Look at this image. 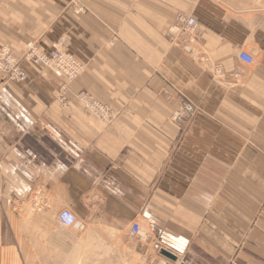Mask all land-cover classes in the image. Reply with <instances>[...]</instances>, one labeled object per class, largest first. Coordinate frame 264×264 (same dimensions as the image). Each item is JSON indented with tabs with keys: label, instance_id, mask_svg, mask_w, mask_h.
Wrapping results in <instances>:
<instances>
[{
	"label": "crops",
	"instance_id": "1",
	"mask_svg": "<svg viewBox=\"0 0 264 264\" xmlns=\"http://www.w3.org/2000/svg\"><path fill=\"white\" fill-rule=\"evenodd\" d=\"M76 1L85 15L73 13V0H0V46L15 56L29 41L49 51L65 36L84 65L73 90L118 114L106 124L74 100L61 110L59 80L28 62L26 83L0 86V264H93V223L103 228L100 252L125 264H264L263 6ZM178 13L199 22L192 56L222 64V80L171 46ZM238 51L255 65L238 62ZM181 98L198 110L186 127L170 121ZM64 209L84 227L60 228ZM135 222L144 245L129 238Z\"/></svg>",
	"mask_w": 264,
	"mask_h": 264
},
{
	"label": "built area",
	"instance_id": "2",
	"mask_svg": "<svg viewBox=\"0 0 264 264\" xmlns=\"http://www.w3.org/2000/svg\"><path fill=\"white\" fill-rule=\"evenodd\" d=\"M172 43L175 46H182L189 50L192 44L198 43L202 32L199 22L191 15L179 13L175 18L174 27L169 30ZM25 60L35 65L42 66L55 76L60 82L56 94V103L63 111H70L71 101H76L85 113L91 115L106 124L112 122L117 113L113 111L110 105L92 98L85 92L73 90V83L81 74V66L78 61L67 52L56 48V45L50 51L42 50L34 42H28L24 51ZM238 62L244 66H251L254 58L251 54L240 51L236 54ZM205 61V60H204ZM208 69L210 77L214 80H220L225 73L224 68L218 65H211ZM233 80L240 78V73L234 71L231 75ZM27 74L21 66V62L12 53L8 46H0V86L19 85L27 82ZM197 114V108L188 100L181 98L171 115V121L180 126H188ZM34 206L40 211L43 203L35 200ZM57 224L64 229H82L83 223L69 210L64 209L57 215ZM129 236L135 239L145 237L139 223H132L129 228Z\"/></svg>",
	"mask_w": 264,
	"mask_h": 264
},
{
	"label": "rangeland",
	"instance_id": "3",
	"mask_svg": "<svg viewBox=\"0 0 264 264\" xmlns=\"http://www.w3.org/2000/svg\"><path fill=\"white\" fill-rule=\"evenodd\" d=\"M246 0H239V3H241L242 5H244L246 2H245ZM254 2L255 3H257L258 5H262L263 7V9H264V0H254ZM73 5V6H72ZM71 6H72V8H70L72 11H73V13L75 14V15H77V16H80V15H85L86 14V11H85V9H84V7L83 6H81L80 4H77V1L76 0H73V3L71 4ZM179 14V13H178ZM178 14H176V16L178 15ZM176 16H175V18H176ZM192 16V15H191ZM194 17V16H193ZM175 18H174V21H173V24H172V26H171V28H173L174 27V23H175ZM170 28V29H171ZM169 29V30H170ZM169 30L167 31V38H168V40H169V42H170V44H171V46H173L174 48H176V49H178V50H180V51H182V52H184V53H186V54H188L189 56H190V58H191V60H194L195 58H196V62L198 63V64H200L201 66H203L205 69H207V71H208V69L210 68L211 69V65H213V64H215V65H218V66H221L222 68H224L223 67V65L222 64H220V63H217V62H215L212 58H210V57H208V56H206V55H204V56H197V57H193L192 56V54L194 53V51H198V50H200L201 49V38L199 39V41H198V43H196V44H192L190 47H189V50H185L184 48H182V46L180 45V46H175L176 44L175 43H172V40H171V37H170V35H169ZM201 37H202V35H201ZM29 42H32V41H29ZM34 42V41H33ZM27 44V43H26ZM25 44V45H26ZM34 44H36V45H38L36 42H34ZM25 45H24V48H23V50L25 51ZM56 45V48H58V49H60L61 51H63V52H67V53H69V54H71L72 55V53H70L69 52V45H68V41H67V39L65 38V36H61V37H59V38H57V40H55L54 41V43H51V45H50V47H51V49H53L54 48V46ZM39 46V45H38ZM40 47V46H39ZM49 50V49H48ZM50 51V50H49ZM238 52H240V51H238ZM244 52H246V51H244ZM247 53H249V52H247ZM250 54V53H249ZM73 56V55H72ZM236 56V55H235ZM16 58L17 59H19L20 60V62H21V64H22V62H28V61H26L25 60V56H24V53H23V51H22V53H21V55H16ZM75 58V57H74ZM254 58V61H253V64L251 65V66H253V65H255V63H256V61H257V59L255 58V57H253ZM76 59V58H75ZM77 60V59H76ZM205 60V61H204ZM78 61V63L80 64V66H81V68H82V70H81V74H80V76L78 77V78H80L82 75H83V72H84V65L79 61V60H77ZM28 63H32V62H28ZM33 64V63H32ZM35 65V64H34ZM243 65V64H242ZM22 66V65H21ZM38 66V65H37ZM244 66V65H243ZM251 66H245V67H251ZM224 77V76H223ZM223 77L220 79V80H222L223 79ZM77 78V79H78ZM76 79V80H77ZM211 80H214V79H212L211 78ZM215 81H219V80H215ZM14 86H16V85H14ZM80 92H82V91H80ZM185 100V99H184ZM55 101H56V98H55ZM190 102V101H189ZM176 107V106H175ZM175 107H174V109H173V111H172V113L175 111ZM112 108V107H111ZM113 109V108H112ZM113 111H115L114 109H113ZM116 112V111H115ZM197 112H198V110H197ZM117 113V112H116ZM172 115V114H171ZM171 115H170V121H171ZM172 122V121H171ZM2 133V132H1ZM3 134H4V132H3ZM3 134H0L1 136L0 137H2L3 136ZM21 208H22V205H21V203L20 202H14L13 203V205H12V209H13V211L14 212H16V214H18L19 216H18V219H19V221L21 220V218H22V215H21ZM34 209V210H33ZM32 210L34 211V212H36L37 211V208L34 206V204H33V206H32ZM141 226V230L144 232V233H146V231L144 230V228L142 227V225H140ZM93 229H91V231H92V233L95 235L94 236V241H93V244H94V251L95 250H98V252H94V254H93V264H125L124 263V261H123V259H122V256H121V254H119V253H116V252H107V253H105V254H102L101 252H100V250H101V247H102V237L100 236V234H101V230L103 229V228H101V226H100V223H93ZM61 228V227H60ZM63 229V228H62ZM129 238H130V240H131V243H133V244H135V243H137V242H135V241H139V243L138 244H140V242H142L141 244H145L146 243V239H147V235L144 237V238H141V239H135V238H132V237H130L129 236ZM157 247H159V248H162L160 245H158ZM157 251H155V253H156V256H158L159 258H160V256H162L161 255V252L159 253L158 252V249H156ZM167 251V250H166ZM167 252H169V251H167ZM169 253H171V252H169ZM174 255V254H173ZM175 256V255H174ZM163 258H165V259H167V260H169V261H172V260H170V259H168V258H166V257H164V256H162ZM176 257V256H175ZM176 260V259H175ZM174 262V261H173Z\"/></svg>",
	"mask_w": 264,
	"mask_h": 264
},
{
	"label": "water",
	"instance_id": "4",
	"mask_svg": "<svg viewBox=\"0 0 264 264\" xmlns=\"http://www.w3.org/2000/svg\"><path fill=\"white\" fill-rule=\"evenodd\" d=\"M161 255L172 260V261H175V259H176L174 255H172L171 253H169L167 251H162Z\"/></svg>",
	"mask_w": 264,
	"mask_h": 264
},
{
	"label": "bare ground",
	"instance_id": "5",
	"mask_svg": "<svg viewBox=\"0 0 264 264\" xmlns=\"http://www.w3.org/2000/svg\"><path fill=\"white\" fill-rule=\"evenodd\" d=\"M172 254V253H171ZM173 255V254H172ZM176 258V257H175Z\"/></svg>",
	"mask_w": 264,
	"mask_h": 264
}]
</instances>
